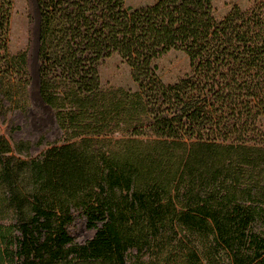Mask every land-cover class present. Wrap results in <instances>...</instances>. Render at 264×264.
<instances>
[{"label": "trees", "instance_id": "1", "mask_svg": "<svg viewBox=\"0 0 264 264\" xmlns=\"http://www.w3.org/2000/svg\"><path fill=\"white\" fill-rule=\"evenodd\" d=\"M35 1L39 94L74 141L27 160L0 138V264H264V0L221 19L215 0ZM12 4L0 107L20 111L29 55L9 49ZM171 50L190 70L165 83ZM114 53L134 89L101 86Z\"/></svg>", "mask_w": 264, "mask_h": 264}, {"label": "rangeland", "instance_id": "2", "mask_svg": "<svg viewBox=\"0 0 264 264\" xmlns=\"http://www.w3.org/2000/svg\"><path fill=\"white\" fill-rule=\"evenodd\" d=\"M155 0H125V7L135 9L151 5ZM250 0H215L213 14L216 19L223 18L233 7L245 9ZM39 14L35 0H13L10 28L9 49L11 52L28 51L30 84L24 107L19 111L6 103L0 107V138L6 140L12 147L16 158H39L43 152L53 146L72 142L69 134L61 130L55 120L54 110L48 106L39 94V60L38 49ZM158 74L163 82L174 83L189 70V59L180 50H171L157 61ZM100 82L104 89L130 88L134 89L129 66L114 53L105 59L100 67ZM264 131V117L260 120ZM119 135H117L118 137ZM116 137V138H117ZM17 144L20 153L15 150ZM4 224L8 221L4 220ZM69 232L75 241L82 243L93 234L81 218H77L70 226Z\"/></svg>", "mask_w": 264, "mask_h": 264}]
</instances>
